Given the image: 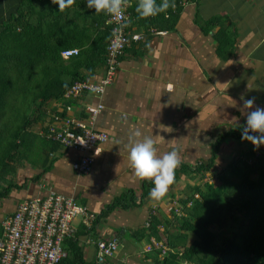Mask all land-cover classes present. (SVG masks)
I'll return each instance as SVG.
<instances>
[{"label":"crops","instance_id":"0c3cea01","mask_svg":"<svg viewBox=\"0 0 264 264\" xmlns=\"http://www.w3.org/2000/svg\"><path fill=\"white\" fill-rule=\"evenodd\" d=\"M21 2L0 0V30ZM128 2L129 8L133 1ZM214 17H223L225 25L235 32L236 40L228 54L219 51L214 31L203 27L204 22ZM127 29L131 34H142L143 39L130 43L105 93L101 97L84 94L72 103L70 111L57 107L56 102L52 105L59 113L85 123H89L87 107L104 105L93 127L107 133L109 140L102 145L91 172L80 174L73 170L81 152L52 145L44 155L48 153L47 163L51 157L53 165L47 169L45 162L24 164L16 174L20 177L16 182L22 187L0 203L2 225L20 202L43 198L50 192L86 206L96 216L92 230L88 231L81 218H77L73 222L76 232L64 244L68 249L69 243H73L70 239H78L83 264H98L99 240L119 243L117 253L104 264H159L156 250L163 242L148 237L150 214L159 213L163 220L160 227L169 234L166 237L176 238L182 219L172 215L174 209L166 207L167 202L173 195L178 199L192 195L205 182L201 175L181 173L162 199L151 200L147 195L141 200L144 184L150 181L134 176L128 162L132 143L151 137L157 156L177 151L181 161L177 171L183 166L195 167L211 158L220 134L245 124L246 111L264 108V0L189 1L183 3L173 31L152 34L139 32L137 26ZM104 68L90 80L100 81ZM242 97L255 98L252 109L243 108ZM50 117L51 113L45 123L38 124V133L45 132L53 122ZM245 147L244 142L227 139L214 173L241 156ZM124 195L140 199L141 204L126 209L116 207L106 213L115 199ZM187 234L194 240L193 233Z\"/></svg>","mask_w":264,"mask_h":264},{"label":"trees","instance_id":"16d2710c","mask_svg":"<svg viewBox=\"0 0 264 264\" xmlns=\"http://www.w3.org/2000/svg\"><path fill=\"white\" fill-rule=\"evenodd\" d=\"M132 1L128 8L129 29L137 26L139 32L153 34L175 30L183 3L194 0H174L175 6L166 13L145 19L138 18L135 12L138 0ZM86 2L74 0L58 11L51 0H22L16 13L0 30V203L13 190L22 187L14 178L24 164L45 162L48 169L54 163L53 160L47 163L48 153L44 155V151L59 143L47 140L34 127L45 123L49 113L52 120L54 113L63 115L52 105L55 102L72 104L74 101L64 98L65 93L75 82L91 79L106 65L112 25L107 15L96 14L94 9L86 7ZM203 27L214 31L221 53L232 51L235 32L225 25L223 17H214L204 22ZM72 48H78L79 54L66 57L64 50ZM243 126L220 134L207 162L175 170V181L169 187H174L181 173L192 177L201 175L205 179V174L212 172L219 184L206 180L192 195L178 200L184 215L180 217L173 210L172 215L182 219L174 239L166 237L167 230H160L163 220L159 213L150 214L146 226L148 237L162 241L170 249L163 260L159 258L162 248L156 250L159 264H264V145L254 148L242 140ZM227 139L244 142L247 147L241 156L214 173ZM152 187L151 182H145L141 200L149 195ZM141 200L131 199L130 195L120 196L106 213L116 207L138 206ZM189 202L191 207H187ZM182 230L186 233H181ZM2 233L0 223V236ZM187 233H193L194 240ZM70 241L73 243L66 249L68 256L60 264H83L78 239Z\"/></svg>","mask_w":264,"mask_h":264},{"label":"built area","instance_id":"2783aa9c","mask_svg":"<svg viewBox=\"0 0 264 264\" xmlns=\"http://www.w3.org/2000/svg\"><path fill=\"white\" fill-rule=\"evenodd\" d=\"M124 15L117 20L107 15L108 23L112 25V32L121 24H128V0H122ZM128 26V25H127ZM155 33V32H154ZM163 33V32H156ZM122 46L114 49L112 44L115 37H111L107 45V59L103 76L100 81L80 80L65 93L64 98L76 101L84 94L101 97L117 74L121 58L132 41H140L143 35L131 34L127 27L120 33ZM66 57L79 54V49L64 50ZM95 88L96 91L90 89ZM57 107L72 110V104L63 105L56 102ZM104 109L102 103L94 107H87L89 123L72 116L53 114V122L48 125L47 131L42 134L47 140L59 143L69 150L81 152V156L73 163V170L80 174L91 172L96 157L102 151V145L109 140L105 132L97 131L93 127L94 119ZM260 154V150L256 151ZM181 198V197H179ZM167 202L166 207L175 210L180 217L184 215L183 207L178 198ZM175 202V203H174ZM174 203V204H173ZM191 203H187V207ZM81 218L83 225L91 231L96 216L84 205L78 204L73 198L55 192L45 197L27 199L19 203L17 210L3 221V233L0 236V264H60L68 256L64 244L68 238L74 236L76 230L73 222ZM149 224L147 223V226ZM161 231H164L160 227ZM119 243L116 240H99L96 243V259L98 264L106 263L118 251ZM163 260L170 249L164 243L159 244Z\"/></svg>","mask_w":264,"mask_h":264},{"label":"clouds","instance_id":"9594fccd","mask_svg":"<svg viewBox=\"0 0 264 264\" xmlns=\"http://www.w3.org/2000/svg\"><path fill=\"white\" fill-rule=\"evenodd\" d=\"M58 6V11H63L74 0H51ZM174 0H162L157 4L156 0H138L135 8L137 17L145 19L155 17L160 13H166L170 7H174ZM86 7L94 9L96 14L104 13L117 20L124 15L122 0H87ZM127 24H121L112 32L115 40L112 44L114 49L122 46L120 33ZM96 91L95 88L90 89ZM243 108L250 110L255 104V98H243ZM139 136V133H136ZM241 139L250 142L254 148L264 145V108L256 107L253 111H246V122L242 128ZM128 162L134 171V176L141 181H150L153 187L149 191L151 200H160L167 193L169 186L175 181V170L181 161L176 150L169 151L162 156H157V149L151 137L131 144L128 153Z\"/></svg>","mask_w":264,"mask_h":264},{"label":"rangeland","instance_id":"374dc122","mask_svg":"<svg viewBox=\"0 0 264 264\" xmlns=\"http://www.w3.org/2000/svg\"><path fill=\"white\" fill-rule=\"evenodd\" d=\"M34 131H36V132L39 131V125L34 127ZM228 158H230V157H228ZM51 160H52V158L50 157L49 162H51ZM19 179H20L19 176H15L14 181L16 182V180L18 181ZM206 180L207 181L211 180L215 185L219 184V181L217 179H214L211 173L205 174V180L204 181H206ZM196 197H198V196H196Z\"/></svg>","mask_w":264,"mask_h":264}]
</instances>
